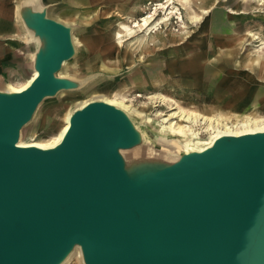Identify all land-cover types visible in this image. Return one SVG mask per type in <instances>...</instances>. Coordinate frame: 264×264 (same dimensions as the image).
Returning a JSON list of instances; mask_svg holds the SVG:
<instances>
[{
  "label": "water",
  "instance_id": "1",
  "mask_svg": "<svg viewBox=\"0 0 264 264\" xmlns=\"http://www.w3.org/2000/svg\"><path fill=\"white\" fill-rule=\"evenodd\" d=\"M50 38L31 85L0 93V264H59L74 245L85 264H264V133L222 138L143 182L119 153L138 136L103 103L76 112L56 149L16 145L39 103L72 86L55 79L68 32Z\"/></svg>",
  "mask_w": 264,
  "mask_h": 264
},
{
  "label": "rangeland",
  "instance_id": "2",
  "mask_svg": "<svg viewBox=\"0 0 264 264\" xmlns=\"http://www.w3.org/2000/svg\"><path fill=\"white\" fill-rule=\"evenodd\" d=\"M13 1L14 14L18 0ZM45 1L52 7L62 8L54 12L56 18L65 23L80 22L73 32L74 35L83 32L79 39L82 47L76 49L80 60L63 67L64 75H69L71 82H77L64 89L67 91L59 90L39 103L30 120L20 129L21 139H35V143L51 141L63 126L66 108L98 95L148 113L153 121L162 125L165 124L160 120L182 108L184 111L205 110L221 114L230 120L229 125H236L237 120L243 121L241 118L244 117L264 119V0H216L210 9L211 14H203L209 10L207 0H179L175 6L183 24L177 15H173L167 23L160 24L150 33H146L147 29L162 17L160 10L146 29L133 28L134 22L142 24L141 19L153 12L154 4L164 0H71L66 8H63V0ZM246 1L244 10L242 5ZM5 4L6 0H0V14H5ZM231 11L236 13L230 14ZM213 13L218 19L211 20ZM16 23L20 26L18 19ZM226 25L229 29L222 33L220 29ZM202 27L213 31L215 38L209 49L215 57L222 58L232 50L237 52L229 71L240 74L236 77L243 80H227L231 74L224 80L223 76L203 80L202 75L196 77L193 74L194 67L209 66L194 60L204 49H189L195 35L203 38L204 31L200 34ZM23 49L29 51L28 47ZM251 59L254 62L248 67ZM246 61L247 68L242 66ZM96 65L119 72L111 76L90 73ZM33 69L34 63L33 68L25 69V73L7 78L1 75L0 93L9 94L6 84L22 87ZM82 81L85 82L79 85ZM87 85L95 89L84 95ZM133 122L137 120L133 119ZM152 130L146 128L133 147L119 152L125 169L131 170L141 164L155 167L173 164L175 157L162 151L166 148L152 147L155 137ZM196 132L202 134L199 136L201 141L207 139L208 134L200 129ZM68 264L79 263L72 258Z\"/></svg>",
  "mask_w": 264,
  "mask_h": 264
},
{
  "label": "bare ground",
  "instance_id": "3",
  "mask_svg": "<svg viewBox=\"0 0 264 264\" xmlns=\"http://www.w3.org/2000/svg\"><path fill=\"white\" fill-rule=\"evenodd\" d=\"M69 1L71 2V0H63V8H66L68 6L67 3ZM175 2L176 0H164L162 2L156 3L153 12L141 19L142 24H139V22H134L133 28H148L149 25L154 22V17L157 10H160V13H162V17L156 20L153 26L147 29L146 33H150L151 31L155 30L156 27L162 23H167L173 17V15H177L179 22L182 23L181 16L178 14V9L175 6ZM59 9L62 8L52 7V5H49V3H47L45 0H18L14 8V16L16 22L18 19L21 26L20 28V26L18 25L21 31V39L27 42V44L32 48L33 54H30V56H33L34 62L36 61V56L43 60H45L49 56V51L51 50V47L53 45V42L50 38L51 31L53 32V30L55 31L58 28L63 27L68 32L69 43L71 47V56L69 59L62 63L60 70L55 74V79L60 81L63 80L64 82H66L67 86H71L72 83H76L77 81L71 82L69 75H64L65 69L63 71V67L70 63L76 64L77 62H79L80 58L77 55L76 49L82 47L79 39L82 37L83 32L79 33L78 35L73 34V32L76 30L75 26L79 25L80 22L65 23L56 18L54 16V12ZM217 24L219 25L218 22ZM217 24H214V26L216 27ZM225 27L226 28L220 29L222 33L228 31L229 26L226 25ZM205 28L206 30H208V27ZM206 30H204L203 32L204 36L202 38V45L204 46V51L201 52V59L212 63L213 57L215 58V56H213L214 53L210 52L211 50L208 46L211 45L210 40L215 38V36L209 33L207 34L208 31ZM55 35L60 43L66 42V40L62 36H60L59 33H55ZM222 38L227 39V37L225 36H222ZM236 58L237 52L233 50L226 52L222 58L219 57L217 61L220 64L218 66V73H216L215 78L223 76L225 70L233 64ZM248 62L250 63L248 64V67H250L252 66L254 61L253 59H251ZM262 62L264 66V59ZM242 66L247 68V61ZM89 72L93 74L99 72L100 74L111 76L115 75L119 71H112L106 68L104 65H96V67L91 68ZM227 73L235 75L229 77L226 75L228 77L227 80H243L236 77V75H240L238 73L233 74L229 70H227ZM37 76L38 71L34 68L30 73V77L26 79V84H24L22 87L15 88L10 84H6L5 89L6 92L9 93L7 96H15L25 91ZM89 78H91V76ZM84 82L85 81L80 82L79 85L83 84ZM94 89V86L87 85L85 87L84 95L88 94ZM65 91L67 90L63 89L59 92ZM138 97L141 96L138 95ZM94 102L109 105L128 117L131 128L130 132L133 134L135 133L137 136H140L142 131L146 130V128H152L153 134L155 136L154 140L152 141V147H164L166 149H161L162 151L166 152L168 156L175 157L173 164L171 166H167V168L178 165L185 158L193 157L209 150L218 140L222 138H238L241 136L264 133V119L253 120V118L244 117L241 118L243 119V121L237 120L238 123L236 125H229L230 120L228 118H224L221 114L205 110H202L200 112L184 111L182 110L183 108L170 114L168 118L160 120L159 122L165 124L162 125L160 123H157L156 120L153 121L148 113L141 112L134 107L123 104L121 102L112 101L104 95H98L86 100H81L77 103H72L70 108L68 107L69 109L66 108L64 110L63 126L59 131H57L56 135L51 141L47 143H35V139L23 140L18 136L16 145L22 148L33 147L40 150L56 149L62 143L66 133L68 132L70 127V120L75 115V113ZM133 119L137 120V122H133ZM198 129L208 134L207 139H205L204 141L200 140L199 136L202 134L196 132ZM158 171L159 167H155L151 164L137 165L135 167H132L131 170L125 169V172L128 176L133 177L140 182L149 179ZM72 258L77 260L79 264H85L83 253L79 245H74L67 256L59 264H68Z\"/></svg>",
  "mask_w": 264,
  "mask_h": 264
},
{
  "label": "crops",
  "instance_id": "4",
  "mask_svg": "<svg viewBox=\"0 0 264 264\" xmlns=\"http://www.w3.org/2000/svg\"><path fill=\"white\" fill-rule=\"evenodd\" d=\"M177 1L179 0H176V2ZM13 3H14L13 0H6V4L3 6L5 14L4 15L0 14V76L2 75L4 78H7L8 76L16 75L17 73H25L26 71L25 69L33 68V63H34L33 56H30V54H33L32 48L27 44V42L21 39V36H20L21 31H20L18 24L16 23L15 16L12 11ZM206 3L208 5L207 8L210 10L211 7L214 5V3H216V0H207ZM242 6H243V9L246 10L247 1H246V4L245 5L243 4ZM209 10L203 11V14H205V12L206 14L207 13L211 14V10L210 11ZM231 13L233 12L231 11ZM211 17H212L211 20L213 19L215 20L216 18L218 19L215 13H213ZM228 18L230 17L228 16ZM200 30H201L200 31V34H201V32L206 30V28L202 27L200 28ZM208 30L210 31L209 28ZM210 32L213 35V31H210ZM210 42H211L210 44L213 45L212 39L210 40ZM23 47H28L29 51L26 52L25 49H23ZM203 47L204 46L202 45V37H200L199 35H195L193 40L191 41V46H189V49L191 51L192 50L198 51L199 49H204ZM213 56H215V54ZM215 58L213 57V62L209 63L208 61H204L201 59V53L197 55L194 58V60L203 61L205 63H208L209 66L208 65L201 66L200 69L197 67H194L193 74H195L196 77L197 75H200V76L202 75L203 77H200V78L203 80H214L216 73H218L217 69L220 64L217 61L219 57L218 58L215 57ZM214 61L217 62V64H214ZM229 68L230 67H228V69L225 70V73L222 78L223 80L226 78V75L227 76L230 75L227 73V70H229ZM158 77H159V73H157V78Z\"/></svg>",
  "mask_w": 264,
  "mask_h": 264
}]
</instances>
